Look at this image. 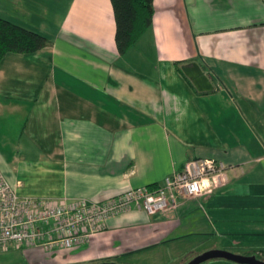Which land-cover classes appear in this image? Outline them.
<instances>
[{
  "label": "crops",
  "instance_id": "crops-1",
  "mask_svg": "<svg viewBox=\"0 0 264 264\" xmlns=\"http://www.w3.org/2000/svg\"><path fill=\"white\" fill-rule=\"evenodd\" d=\"M53 2L49 25L7 17L50 42L0 62V175L18 194L105 201L193 159L223 163L227 183L168 213L113 217L71 251L29 248L32 262L167 264L223 242L263 249L264 0H153L151 27L123 56L110 0ZM195 64L212 90L186 73Z\"/></svg>",
  "mask_w": 264,
  "mask_h": 264
},
{
  "label": "built area",
  "instance_id": "built-area-1",
  "mask_svg": "<svg viewBox=\"0 0 264 264\" xmlns=\"http://www.w3.org/2000/svg\"><path fill=\"white\" fill-rule=\"evenodd\" d=\"M225 173L221 162L193 159L153 186L130 189L105 201L21 196L20 185L0 175V252L33 248L55 256L80 248L102 233L113 217L132 210L168 213L178 207L179 198L213 194L226 185Z\"/></svg>",
  "mask_w": 264,
  "mask_h": 264
},
{
  "label": "trees",
  "instance_id": "trees-1",
  "mask_svg": "<svg viewBox=\"0 0 264 264\" xmlns=\"http://www.w3.org/2000/svg\"><path fill=\"white\" fill-rule=\"evenodd\" d=\"M110 1L116 25L115 43L118 53L123 56L151 27L153 0ZM49 44L45 36L0 17V62L8 53H33Z\"/></svg>",
  "mask_w": 264,
  "mask_h": 264
},
{
  "label": "rangeland",
  "instance_id": "rangeland-1",
  "mask_svg": "<svg viewBox=\"0 0 264 264\" xmlns=\"http://www.w3.org/2000/svg\"><path fill=\"white\" fill-rule=\"evenodd\" d=\"M53 1L54 0H26V1L22 0L23 4L22 3L20 4L18 0H0V17L3 19H7L8 16L18 15L19 18L21 17L23 20L28 22H34V21L37 22L42 20L44 23L49 25L52 12L49 14L47 4L49 3L50 5H52L55 3ZM29 250L30 249H18L16 247H12L6 251L0 252V264H34L32 262L33 259ZM219 250L227 251L236 255L255 256L258 257L260 260H264V248L260 249L259 251V248H256L255 246H248L244 244L243 241H241L240 245H237L235 242L233 244H228L227 242L226 243L223 242ZM195 257L190 256L189 258L184 259V258H177L176 256L173 255L172 256L167 255V257L165 258H167L166 260L167 264H182V262L188 263ZM61 258L65 259V257H61ZM62 259H59V261H51L50 264H64V261H62ZM202 264H237V263L225 259H211Z\"/></svg>",
  "mask_w": 264,
  "mask_h": 264
},
{
  "label": "water",
  "instance_id": "water-1",
  "mask_svg": "<svg viewBox=\"0 0 264 264\" xmlns=\"http://www.w3.org/2000/svg\"><path fill=\"white\" fill-rule=\"evenodd\" d=\"M186 73H188L194 80L195 84L201 91L212 90V85L208 82V78L204 75L202 70L195 64L192 68L186 69ZM211 259H225L232 261L237 264H264L263 260L257 259L255 256H244V255H236L227 251L213 249L206 251L194 259L189 261L186 264H202ZM97 264H119L116 262H102Z\"/></svg>",
  "mask_w": 264,
  "mask_h": 264
}]
</instances>
